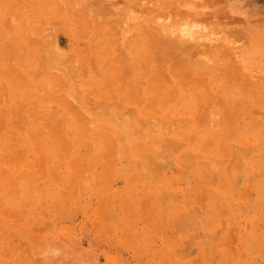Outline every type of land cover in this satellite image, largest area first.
<instances>
[{"label":"rangeland","instance_id":"374dc122","mask_svg":"<svg viewBox=\"0 0 264 264\" xmlns=\"http://www.w3.org/2000/svg\"><path fill=\"white\" fill-rule=\"evenodd\" d=\"M0 264H264V0H0Z\"/></svg>","mask_w":264,"mask_h":264},{"label":"bare ground","instance_id":"6f19581e","mask_svg":"<svg viewBox=\"0 0 264 264\" xmlns=\"http://www.w3.org/2000/svg\"><path fill=\"white\" fill-rule=\"evenodd\" d=\"M14 37H16V36H14ZM11 38H12V37H11ZM11 38H10V41H12V40L14 41V40L17 39L18 37H16L15 39H11ZM16 41H17V40H16ZM16 41H15V43L17 44ZM6 43H7V42H6ZM11 43H13V42H11ZM16 44H14V45L17 46ZM19 44H20V42L18 41V47H17V48L15 47V48H16L15 51H17V49L20 47ZM13 47H14V46H13ZM19 49L21 50V48H19ZM129 133H130V132H129ZM122 138H123V137H122ZM123 139H124V138H123ZM204 153H205V152H204ZM200 154H201V153H200ZM197 156L200 157L199 155H197ZM202 157H203V156H202Z\"/></svg>","mask_w":264,"mask_h":264}]
</instances>
